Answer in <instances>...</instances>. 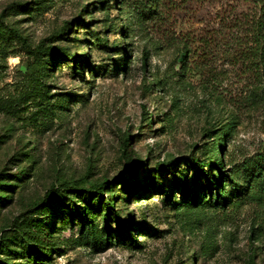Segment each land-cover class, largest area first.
<instances>
[{
    "label": "rangeland",
    "instance_id": "rangeland-1",
    "mask_svg": "<svg viewBox=\"0 0 264 264\" xmlns=\"http://www.w3.org/2000/svg\"><path fill=\"white\" fill-rule=\"evenodd\" d=\"M171 1L163 25L153 0H0L4 264H264V200L236 198L263 111L173 44L244 0Z\"/></svg>",
    "mask_w": 264,
    "mask_h": 264
},
{
    "label": "trees",
    "instance_id": "trees-1",
    "mask_svg": "<svg viewBox=\"0 0 264 264\" xmlns=\"http://www.w3.org/2000/svg\"><path fill=\"white\" fill-rule=\"evenodd\" d=\"M239 4L245 5L239 10V5L231 7L230 11H224L219 18L218 29H210L206 35L200 38H186L180 42H173L180 46V51L185 59H196L199 65L205 66L209 73L214 74L215 79L224 82L227 75L237 73L239 79L244 81V85L239 96L241 105L245 108H260L264 114V0H244ZM144 14L149 18H156L166 22L170 20L169 9H177V4L171 0H153V5H144ZM19 39L20 35L15 34ZM36 54V51H33ZM71 62L74 61L72 55L63 53ZM184 70V67L182 68ZM167 167V165H162ZM205 166L214 167L220 174V181L215 183L209 177L210 196L215 194L214 201L218 205L225 207L226 199L223 198V186L221 180L230 182L233 179L227 171H223L217 161H207ZM254 167L248 171L246 185L240 188L237 194L238 199L246 196L253 200H264V149L259 153L258 160ZM233 184V182H230ZM236 189L237 185L233 184ZM97 189L105 190L107 183H101ZM156 193L164 194L162 186L157 185L154 189ZM49 192L45 198L50 197ZM197 198L195 199V201ZM116 217L118 214L115 213ZM125 228H129L128 225ZM9 229L2 226L0 229V250L1 244L5 250L10 248V243L5 239V232ZM0 257V264H4Z\"/></svg>",
    "mask_w": 264,
    "mask_h": 264
}]
</instances>
